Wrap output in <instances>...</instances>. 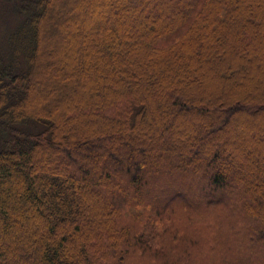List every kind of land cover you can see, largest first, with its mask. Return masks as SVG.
I'll return each mask as SVG.
<instances>
[{
    "label": "trees",
    "instance_id": "16d2710c",
    "mask_svg": "<svg viewBox=\"0 0 264 264\" xmlns=\"http://www.w3.org/2000/svg\"><path fill=\"white\" fill-rule=\"evenodd\" d=\"M0 12L17 24L0 44V264H196L176 249L178 214L198 206L184 195L238 206L258 258L264 82L239 77L262 61L264 0H0ZM211 75L246 99L219 95ZM178 174L205 185L171 193ZM231 192L234 204L219 197Z\"/></svg>",
    "mask_w": 264,
    "mask_h": 264
},
{
    "label": "rangeland",
    "instance_id": "374dc122",
    "mask_svg": "<svg viewBox=\"0 0 264 264\" xmlns=\"http://www.w3.org/2000/svg\"><path fill=\"white\" fill-rule=\"evenodd\" d=\"M135 12L136 8H134V10L131 8L125 11V13L121 16L125 18L131 14H134ZM262 24L264 25V20ZM7 26H10V28L5 29ZM102 26H104V24H101V28ZM130 26L131 28L134 27L132 25ZM16 27V23L10 22V20L7 18L2 17L0 12V44L3 45L5 43L6 37L9 36V34H11ZM8 29L9 31L6 33ZM259 54L262 58L260 60L262 61L258 60L255 62L257 64L260 61L259 64H257V70L253 71L252 68L246 66L243 69L244 72H242V75L239 77V81L244 82V84H246L245 82L248 79L249 81H252L251 86H248L250 89L255 87V83L262 84V82H264V54L262 51H260ZM214 78L215 77L211 75L210 79L213 80L214 87L219 89V95H227L232 90L231 96L234 99H246L241 94L242 92L247 93L249 89H246L247 91L244 89L241 91L240 89H242V87L239 89L235 86L239 82H235L233 86L230 84L224 85L219 78ZM85 83L87 84V82ZM81 93L85 92L81 90ZM88 93L89 92L86 94ZM261 95L262 97L264 96V89H262ZM89 99H91L90 95ZM42 102L46 103V98H44ZM94 120L96 125L91 127V130L98 131L100 128H105L98 117L95 116ZM161 125L164 126L163 123H160L158 128H161ZM245 130L247 129H238L237 131L240 132L238 133V136L244 139V134L247 132ZM261 134L264 136V131L261 132ZM259 137H261V135H259ZM167 183L171 182H169V179H164L161 181L160 185L167 187ZM204 185L205 183L196 182L190 178V175L178 174L176 179H174L167 189L170 190L171 193L178 191L177 193L183 194L184 187H186L187 191L189 192V190L192 191L195 186L199 188L203 187ZM195 190H193V192ZM219 197L226 202L231 200V204H234L238 199L241 198L240 194L236 192L227 193L225 195L223 194ZM214 199L215 197L213 198L209 195H197L196 197L192 195H184L183 197V200L196 206H199L202 202H209L210 200ZM87 205L88 209L94 211V204ZM198 206L190 214H183L182 211H180L178 214L181 215L178 218V224L183 235V237L180 239L183 243L180 246H176L180 256L184 255L182 252L188 253L191 255V258L194 259L196 264H262L260 260L263 261L264 264V249L259 250L258 258H253L256 254L254 248L255 245L253 241L250 240V237L247 233H242L247 230H245V228L248 225V222L238 206L235 207L232 205V210L230 209L229 205L223 206L216 202H214V204L208 205V208ZM153 263H155V261L151 258H137L133 260L132 264ZM158 263L163 264L164 261H159Z\"/></svg>",
    "mask_w": 264,
    "mask_h": 264
}]
</instances>
